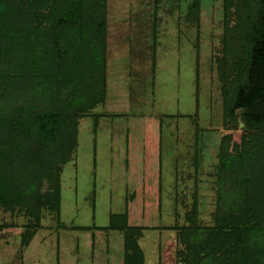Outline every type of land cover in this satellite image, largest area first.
Here are the masks:
<instances>
[{"label":"rangeland","instance_id":"rangeland-1","mask_svg":"<svg viewBox=\"0 0 264 264\" xmlns=\"http://www.w3.org/2000/svg\"><path fill=\"white\" fill-rule=\"evenodd\" d=\"M193 3L109 0L107 100L79 121L60 215L44 210L25 244L34 219L0 206V264H124L112 215L148 228L145 264H184L179 230L215 224L219 147L242 145L246 125L224 121L223 0H202L197 21Z\"/></svg>","mask_w":264,"mask_h":264},{"label":"trees","instance_id":"trees-1","mask_svg":"<svg viewBox=\"0 0 264 264\" xmlns=\"http://www.w3.org/2000/svg\"><path fill=\"white\" fill-rule=\"evenodd\" d=\"M223 3L224 121L236 124L240 112L245 133L234 147L222 138L215 224L181 228L178 256L184 264H264V0ZM201 4L191 9L196 21ZM108 10L109 0H0V206L34 219L25 244L44 210L59 217L79 121L107 100ZM110 228L124 235V264H145L147 228L127 215H112Z\"/></svg>","mask_w":264,"mask_h":264},{"label":"crops","instance_id":"crops-1","mask_svg":"<svg viewBox=\"0 0 264 264\" xmlns=\"http://www.w3.org/2000/svg\"><path fill=\"white\" fill-rule=\"evenodd\" d=\"M146 228H147V227H146ZM147 229H148V228H147ZM143 235H144V234H143ZM143 235H142V236H143Z\"/></svg>","mask_w":264,"mask_h":264}]
</instances>
